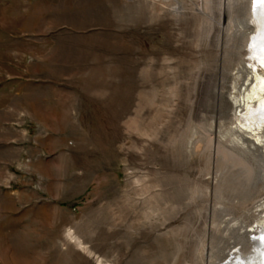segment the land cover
I'll list each match as a JSON object with an SVG mask.
<instances>
[{
	"label": "rangeland",
	"instance_id": "374dc122",
	"mask_svg": "<svg viewBox=\"0 0 264 264\" xmlns=\"http://www.w3.org/2000/svg\"><path fill=\"white\" fill-rule=\"evenodd\" d=\"M261 47L264 0H0V264H264Z\"/></svg>",
	"mask_w": 264,
	"mask_h": 264
},
{
	"label": "bare ground",
	"instance_id": "6f19581e",
	"mask_svg": "<svg viewBox=\"0 0 264 264\" xmlns=\"http://www.w3.org/2000/svg\"><path fill=\"white\" fill-rule=\"evenodd\" d=\"M262 51L264 53V47H261V49L259 50V52L261 53ZM256 81H257V85L251 90V93L250 94L248 93V95L245 98H243L242 101H237V103H239L241 107L246 108L248 112L249 110H251L252 105L254 103H257L258 112L264 111V77H260L259 75H257ZM254 108L256 107L254 106ZM254 145L259 147L264 146V142L260 138H258ZM263 256H264V248L259 251V254L255 255V257L257 258L256 260H260V261L262 260Z\"/></svg>",
	"mask_w": 264,
	"mask_h": 264
}]
</instances>
